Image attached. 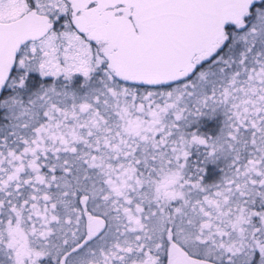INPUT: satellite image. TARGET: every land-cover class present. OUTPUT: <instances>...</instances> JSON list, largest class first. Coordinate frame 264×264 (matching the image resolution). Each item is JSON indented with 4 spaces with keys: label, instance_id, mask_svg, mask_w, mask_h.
Instances as JSON below:
<instances>
[{
    "label": "snow or ice",
    "instance_id": "obj_1",
    "mask_svg": "<svg viewBox=\"0 0 264 264\" xmlns=\"http://www.w3.org/2000/svg\"><path fill=\"white\" fill-rule=\"evenodd\" d=\"M0 264H264V0H0Z\"/></svg>",
    "mask_w": 264,
    "mask_h": 264
}]
</instances>
